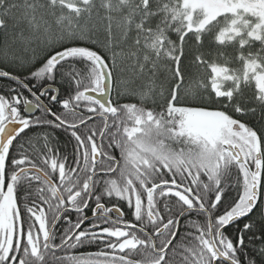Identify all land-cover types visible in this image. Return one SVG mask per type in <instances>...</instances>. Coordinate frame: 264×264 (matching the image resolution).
I'll return each mask as SVG.
<instances>
[{
    "label": "snow or ice",
    "instance_id": "obj_1",
    "mask_svg": "<svg viewBox=\"0 0 264 264\" xmlns=\"http://www.w3.org/2000/svg\"><path fill=\"white\" fill-rule=\"evenodd\" d=\"M0 264H264V0H0Z\"/></svg>",
    "mask_w": 264,
    "mask_h": 264
},
{
    "label": "flooded vegetation",
    "instance_id": "obj_2",
    "mask_svg": "<svg viewBox=\"0 0 264 264\" xmlns=\"http://www.w3.org/2000/svg\"><path fill=\"white\" fill-rule=\"evenodd\" d=\"M8 87H10V86H8ZM5 88H7V86H5ZM60 136H61L60 138L63 139L64 142H66V141L68 140V136H67L66 133L61 132V133H60ZM60 147H61V151H62V153H63L64 150H65V145H62V144H61ZM70 148H71V146L69 145V146H68V154H69V155L71 154ZM95 250H96V249L89 248V249H84L83 251L88 252V251H95Z\"/></svg>",
    "mask_w": 264,
    "mask_h": 264
},
{
    "label": "trees",
    "instance_id": "obj_3",
    "mask_svg": "<svg viewBox=\"0 0 264 264\" xmlns=\"http://www.w3.org/2000/svg\"><path fill=\"white\" fill-rule=\"evenodd\" d=\"M7 87H8V86H7ZM60 137H61V136H60ZM61 144H62V145H65V142H64L63 139L60 138V146H61ZM241 226H242V224H241ZM245 242L247 243V239H246ZM249 247H251V246H249ZM257 259H259V257H257Z\"/></svg>",
    "mask_w": 264,
    "mask_h": 264
}]
</instances>
